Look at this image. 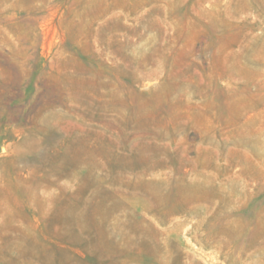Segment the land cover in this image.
Listing matches in <instances>:
<instances>
[{"label": "rangeland", "instance_id": "rangeland-1", "mask_svg": "<svg viewBox=\"0 0 264 264\" xmlns=\"http://www.w3.org/2000/svg\"><path fill=\"white\" fill-rule=\"evenodd\" d=\"M0 264H264V0H0Z\"/></svg>", "mask_w": 264, "mask_h": 264}]
</instances>
